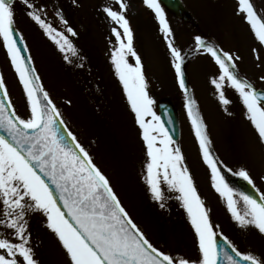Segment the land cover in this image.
Wrapping results in <instances>:
<instances>
[{
    "label": "snow or ice",
    "instance_id": "1",
    "mask_svg": "<svg viewBox=\"0 0 264 264\" xmlns=\"http://www.w3.org/2000/svg\"><path fill=\"white\" fill-rule=\"evenodd\" d=\"M20 3L26 15L62 53L78 55L70 39L78 33L61 12L56 15L64 28L58 30L33 0H20ZM116 3L118 10L112 6H104L102 10L118 25L111 30L115 37L111 64L145 147L146 189L161 209L166 207L163 186L177 194L175 198L194 230L198 256H177L157 247L134 221L108 175L67 127L61 111L44 88L31 55H25L29 49L15 26V0H0V44L22 85L29 110L26 118L17 114L4 77L0 75V264H40L30 231V220L36 213L45 218L44 226L58 241L69 264H220L221 259L225 264H264V257L240 251L227 237L223 238L224 242L234 255L217 244L218 233L184 164L181 148L154 111L155 102L149 95L142 60L134 48V34L126 15L128 4L125 0H116ZM143 4L154 13L166 41L176 79L184 92V107L203 161L211 172L212 187L226 202L228 212L239 227L252 226L264 236V193L257 199L232 187L222 174L221 162L212 152L206 125L196 102L189 96L185 55L175 46L160 0H143ZM238 4V11L243 14L255 40L264 45V17L252 0H238ZM195 46L196 51L203 50L218 66V75L211 83L220 103L225 106L230 103L224 89H233L259 141L264 143V92H258L238 74L236 61L240 57L199 35L195 37ZM129 57L135 59V64L129 62ZM64 58L69 59L68 55ZM261 79L264 80V76ZM228 171L233 172L231 168ZM233 175L255 188L246 169L241 168Z\"/></svg>",
    "mask_w": 264,
    "mask_h": 264
},
{
    "label": "rangeland",
    "instance_id": "2",
    "mask_svg": "<svg viewBox=\"0 0 264 264\" xmlns=\"http://www.w3.org/2000/svg\"><path fill=\"white\" fill-rule=\"evenodd\" d=\"M182 1L194 18L197 29H189L164 10L175 46L183 53L186 48L195 46V37L198 35L214 39L219 48L239 56V68L264 88V80L261 79L264 76V59L257 58L260 52L264 53V45H259L255 40L243 14L238 11V0ZM33 2L38 8L44 9L45 18L58 30L64 28L56 15L61 12L78 33L75 37L70 36L78 55L62 53L26 15L20 0H15V26L22 33L33 66L61 111L67 127L108 175L122 204L148 239L173 255L196 258L198 249L195 233L185 210L175 198L177 194L168 192L166 185L163 186L166 207L162 211L164 208L161 209L151 199L146 189L143 179L145 147L134 114L111 64V52L115 46L111 30L118 25L102 10L104 6L118 10V3L116 0ZM125 3L128 4L126 15L134 34V48L142 60L149 95L154 101L169 98L176 107L182 143L179 146L184 150L186 160L193 164L192 169H188L209 211L214 231L227 237L240 251H250L264 257V236L252 226L247 229L238 226L228 212L226 202L212 187L210 170L200 165L204 161L195 134L192 133L184 97L174 82L172 58L154 13L144 6L143 0H125ZM253 4L264 17V0H253ZM260 46L263 51H251L258 50ZM65 55H68V60H65ZM129 62L135 64V59L129 57ZM0 75L4 77L17 114L26 118L29 115L26 96L2 44ZM217 75V65L202 54L190 63L188 82L196 107L208 128L218 156L232 168L241 163L234 170L246 169L258 193H264V143L259 141L233 89H224L230 103L227 106L220 103L211 83ZM240 207H243L242 202ZM44 219L42 214L36 213L30 220L37 259L40 264H69L58 241L44 226Z\"/></svg>",
    "mask_w": 264,
    "mask_h": 264
},
{
    "label": "water",
    "instance_id": "3",
    "mask_svg": "<svg viewBox=\"0 0 264 264\" xmlns=\"http://www.w3.org/2000/svg\"><path fill=\"white\" fill-rule=\"evenodd\" d=\"M164 5L166 6V9L169 11L173 12L174 14H178L179 16H183V11L181 6L179 5L178 1L174 0L175 2H169L168 0H161ZM26 55V54H25ZM186 82V79H185ZM190 96V95H189ZM158 110L159 114L161 117V121L164 123L165 127L169 129L170 133L173 136L174 140H177L178 138V124H177V118H176V113L171 106V104L168 101H163L159 103L158 105ZM171 121V123H169ZM222 174L225 176L226 180L228 183L246 193L254 196L255 198L258 199L257 195L255 194L254 190L250 187L246 181H244L242 178L239 177H234L228 172H226L222 167H221ZM217 244L221 247L224 248V250L228 251L230 255H234L231 252V249L227 246V244L224 242V240L221 237H217ZM225 261L221 259L220 264H224Z\"/></svg>",
    "mask_w": 264,
    "mask_h": 264
}]
</instances>
